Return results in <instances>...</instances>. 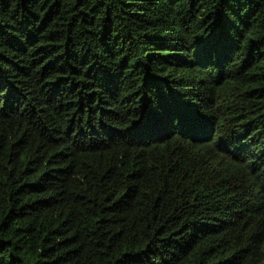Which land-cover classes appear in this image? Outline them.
<instances>
[{
    "label": "trees",
    "instance_id": "16d2710c",
    "mask_svg": "<svg viewBox=\"0 0 264 264\" xmlns=\"http://www.w3.org/2000/svg\"><path fill=\"white\" fill-rule=\"evenodd\" d=\"M0 264H264V0H0Z\"/></svg>",
    "mask_w": 264,
    "mask_h": 264
}]
</instances>
